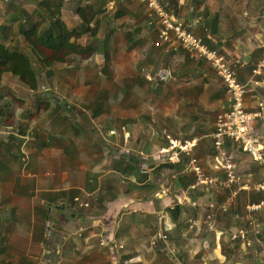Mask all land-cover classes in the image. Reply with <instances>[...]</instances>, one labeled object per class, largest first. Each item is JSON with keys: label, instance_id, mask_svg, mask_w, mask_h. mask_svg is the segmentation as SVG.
Listing matches in <instances>:
<instances>
[{"label": "crops", "instance_id": "0c3cea01", "mask_svg": "<svg viewBox=\"0 0 264 264\" xmlns=\"http://www.w3.org/2000/svg\"><path fill=\"white\" fill-rule=\"evenodd\" d=\"M3 1L8 0H0V8L3 7ZM111 1L104 7L105 14L109 19L106 18L101 22L102 25L107 23L108 29L105 27L106 34L100 40L101 47L103 43L111 41L110 53L102 48L104 55H99L101 61L107 62L109 65L110 79L112 82L114 81L112 92L106 88L110 93V100L113 96H117L114 92L125 91V97L121 99L123 101L113 104L111 112H109V108L106 112L110 113L112 120L117 119L120 120L119 122H125V126L120 129V123L113 124L110 116L108 118L99 116L96 119H90L91 122H87L97 125V132H102L96 133L97 136L87 128L86 134L73 136L70 134L74 140L78 141V144L66 143L63 140L60 145H57L58 147L56 145L50 147L52 143L48 141L46 151L50 154L47 157H45L43 149L36 148L34 150L36 152L32 154L33 158L44 156V161L48 167L50 165V168L57 167L60 163L63 165L59 168V173L63 170L62 179L57 173L52 172L51 177L46 176L48 181L53 183L52 185L42 179H40V183L39 180L37 183L39 185L47 184V188L43 189L45 190L43 194L46 197H53L57 193L55 185H66L64 183L66 177L72 176L74 172L73 160L77 162V170L80 172L84 171L81 165L83 160L88 165V171L92 165L95 168L91 171L100 172L104 168L103 165L97 164L96 160L91 162L87 154L93 153L95 156H100L101 151L107 150L109 154L114 152L113 155H109V159L121 160L123 156L117 157V154H122L125 151L132 155L130 152H137L136 157L141 158L143 164L147 165V172H141V174L148 175L149 181L153 182L155 199L145 197L144 200L138 201L134 200L132 196L123 195L118 201L108 206L104 215L99 214L96 208L91 213H82L81 210L96 200L98 185L94 181V177L84 186L81 184L75 186L73 182L65 191L80 192L83 200L79 201L77 194L73 199L71 197L63 203L58 201L59 197H55L52 207L58 208L60 203L64 208L72 209L69 211L72 216L65 220L62 229L52 230L47 226V229L43 230L44 223L49 222V218H52L53 215L48 217L46 222H44L42 213L37 214L36 212L35 218L30 216L29 220L31 223H36V227L23 233L18 232V253L22 254L18 257V264L21 262L36 264L28 252L30 248L34 247L33 252L36 253L38 246L47 249L45 251L47 258L42 259L47 264H121L122 258L130 255L132 256H130L131 264H226L227 258L230 259L229 261L233 260L230 256L232 252H236L229 245V239L225 232L227 230L228 235L231 234L230 228L227 227L230 223L227 222L224 227L221 225V228L226 229L223 231L216 217L215 230L217 231L213 230L214 237L210 238L211 230L208 232L207 241L200 238L204 231L203 226L207 224V219L212 211L208 209V204L216 195L210 194L207 190L188 191V188L182 187V183L187 180L188 176L183 174L185 179L181 180L180 173L178 174L177 171L178 167L168 162L160 154L162 147L156 149L157 151L153 150L152 145L146 141V135L152 129H156L159 135L163 134L164 140L168 133L175 138L183 136L199 138L201 151L208 143L211 146V135L215 129L216 115L228 105L226 88L206 63L192 60L183 49L174 51L167 44L157 47L155 44L158 40L159 26L157 23H152L149 12L144 6L142 7V4L127 2L123 7H120L118 1L113 8H108ZM174 2V17L178 21L183 23L194 21L196 34L206 44L218 49V52L231 62L241 61L238 76L240 82L246 85L248 90L244 108L250 114L257 113L261 104L264 105V85L262 83L264 75L254 78L252 69L263 54L264 0H174ZM89 3V0H82L83 7ZM130 6H132L131 11H129ZM138 10H142V15L138 16ZM116 13L120 15L118 18L115 17ZM120 32L124 34V38H117V34H121ZM132 32L136 35H127ZM121 49L137 61L139 58L141 66L138 71L147 69L158 76L159 82L162 84L157 93L152 94L147 88L150 85H146L145 82L132 84L134 81L136 83V79H134L138 74L136 70L117 69L119 61L122 60L119 52ZM103 68L106 69V64ZM100 74L102 75V73L95 74L92 79L96 80ZM14 81H18V79L14 78ZM65 82L63 85L69 84V82ZM101 87L104 88L105 83L94 84L86 88L85 91L81 89L74 91L73 97L79 104L78 107L84 109L85 100L90 95L93 97L96 93L97 89L93 90V88ZM138 88H145V92ZM144 93L145 96H143ZM155 99L159 106V113H163V109L165 118L170 115L171 104L175 115L181 116L176 119L173 116L174 128L170 130L171 132L167 130L169 129L167 127L156 126L155 120L150 117V108L148 110L147 107L153 104ZM135 103H137V110L134 107ZM183 113L189 114L191 122L188 119L184 124ZM86 114L89 115L87 112ZM104 123L111 126L110 131L106 132L107 135L105 134L106 130L101 129V124ZM255 130L256 137L264 142V119L255 123ZM133 142L138 144L135 150L131 149ZM108 143L111 146L107 149ZM199 149L198 151L201 152ZM216 160L215 158L212 163ZM239 160L242 163L240 173L249 176L253 171L250 167L253 163L245 155ZM34 163L32 160L29 161L31 171H34L32 175L40 170L39 167H34ZM207 163L212 165L210 162ZM34 177L31 176V179ZM134 179L132 184L136 183ZM80 182L82 183V181ZM128 189V184H125L123 190ZM185 191L190 197V193L194 192L195 199L192 200L196 206H192L189 202H185L183 205L175 202V195H182ZM37 203L38 201H36ZM45 205L50 206L49 204ZM178 207L182 212L181 215L174 212ZM202 207L205 212L201 210ZM147 216L154 218L142 222ZM193 222L197 223L198 227ZM76 223L81 229H72ZM154 225L157 231L156 235L151 234ZM217 225L221 231L216 229ZM32 227L34 226L32 225ZM194 227L197 230H194ZM41 231L43 232L41 233ZM168 231H175L171 241L169 237L163 238ZM218 233L219 237L217 238ZM136 234L137 237H135ZM40 237H43L41 241ZM103 238L108 239L109 247L105 248L101 245ZM224 239L226 244H224ZM243 247L246 249L245 246ZM157 249H162L160 254ZM207 250H212L214 255L209 257ZM45 252L42 254L44 255ZM55 254H59V256H55ZM168 257L174 259L172 263H168V259H166ZM227 264L229 263L227 262Z\"/></svg>", "mask_w": 264, "mask_h": 264}, {"label": "trees", "instance_id": "16d2710c", "mask_svg": "<svg viewBox=\"0 0 264 264\" xmlns=\"http://www.w3.org/2000/svg\"><path fill=\"white\" fill-rule=\"evenodd\" d=\"M78 1L80 3H77V6L74 4L72 7V14L77 17L79 24L72 28L69 27L64 19V0H51L50 2L47 0L3 1V7L0 8V85L9 83V81L7 83L3 82L5 80L11 78V80H14V78L18 79V91L15 92L12 87H7L11 88V90L6 92L8 100L17 106L18 112L17 114L6 113L5 108H2V104L0 103V131L4 133L0 134V141H2L0 160L5 163L8 162L6 164L9 165L4 166V163H0V181L10 182L12 180L10 176L14 177L17 175V171L19 170L13 165V163H16L14 161L16 156L18 157V164L22 169L25 166L26 169H30L29 163L23 161L24 155L22 151L25 146L26 149L35 146L37 149L45 151L48 147V141L52 143L50 147L60 145L63 140L66 143L78 144V141L74 140L72 136L75 134L81 135L78 125L82 122L81 117L86 112L89 113L88 116L91 119H96L99 116L106 118L110 116L113 124L120 121L117 119L112 120L109 113L111 112L112 105L118 101V98L117 96H113L110 100L111 96L106 88H93V90L97 89L96 93L93 97L90 95L85 100L86 102L83 104L84 109L75 105L77 104L75 97H73L75 89H67V96L65 97L63 93H65L66 87L62 84L63 86L60 87L58 92L55 91V93L53 91L51 95L46 93V90L50 88H45L44 85L50 86V81L56 78L59 73L65 76L64 78L69 82L71 72L80 70V66L85 59L92 58L97 54L104 55L103 49L107 52L110 50L111 41L103 43L102 47L100 41L96 42L91 48H87L82 43V40L85 35L93 34L94 28H92V23L97 17L105 13L104 7L111 0H89L90 3L86 7L82 6V0ZM162 1L167 6L169 12L175 13L173 10L175 6L174 0ZM127 2L130 1L120 0V7H123ZM119 16L116 13L115 17L118 18ZM124 32L126 33V31ZM127 35L135 36L136 33L132 32V34ZM104 57L106 58V56ZM105 81L106 77L104 74H100L96 80L93 79L91 86L94 84L99 85ZM150 91L153 94V92L157 93L158 89L155 88L154 91L153 89ZM36 96L37 98L42 96V98L36 99ZM66 98L72 100L71 104L67 103ZM108 108L109 112H106ZM21 120L26 121L27 125H21ZM88 121L91 122L90 119ZM36 122L43 125L41 127L42 130H38L32 136L33 138H28L30 134L34 133V124ZM119 123L120 129H122L125 126V122ZM101 127L102 130L106 131H110L111 128L106 123L101 124ZM118 131L120 132V130ZM53 139L55 140L53 141ZM236 148L237 145L235 143L231 141L225 142V150L232 149L237 159H239L243 156V153ZM109 155L106 150L101 151L100 156H96V163L104 167L102 171L96 173L91 171L95 168V166L91 165L90 171L91 174L94 173L92 176L98 185V192L94 203L89 204L87 208L81 210L82 213H91L96 208L99 214L104 215L108 210V206L118 201L123 195L132 196L134 200L138 201L144 200L145 197L147 199H155L153 182L149 181L148 175L141 174L140 169L143 165L141 158H137L136 155L132 154L129 156L130 158L132 157L131 159L125 157L123 160H114L112 165L108 167V163L105 165L104 160H108ZM87 157H90V155L87 154ZM22 162H25V166L21 165ZM176 167H178L177 171L178 174L180 173L179 175L184 174L188 176L185 181L184 176H180V179L184 181L182 187L187 189L189 186L195 184L196 178L192 173L188 172L187 164H179ZM250 167L253 170L251 172L255 173L259 180L264 179V168L261 165L258 166L253 163ZM133 178L136 180L135 184H132ZM125 184L129 186V189L126 191L123 190ZM190 194L192 199H195L194 192ZM229 195L230 192L225 191L218 193L216 197L211 199V202L214 201L216 207L213 208L211 214L215 213L217 216L220 228L221 225L224 227L229 222L230 225H227V227L230 228L231 233L238 229L252 230L249 224L253 222L257 226L259 233L254 234L252 238L253 245L250 248H246V250L249 251V264H261L264 261V210L254 214L251 219L246 220L245 207L248 202H259L262 196L260 194L242 192L238 195L237 205L233 209H230L229 212H225L218 207ZM2 211L0 209V264H12L11 257L10 259L3 258V255L6 258L9 257V244L5 242L2 231L10 232L11 230L9 225L3 220V217L1 220V216L4 214ZM174 212L178 215L182 213L180 207L175 208ZM42 215V217L46 216L43 213ZM149 218L154 217L147 216L142 222H146ZM44 229H47L46 223H44ZM221 230L224 231L226 229L221 228ZM152 231L151 234L156 235L155 225ZM225 232L229 239V245L234 248V251L237 248L245 246L242 241L233 242L231 234L228 235L227 230ZM173 235H175V231H168L166 237H169L171 241ZM211 237H214V234ZM157 250L159 251L158 254H160V250L162 249ZM55 256H59V254H55ZM130 256L122 258L121 264H131L130 259L132 256ZM166 259H168V263H172V260H174L170 257Z\"/></svg>", "mask_w": 264, "mask_h": 264}, {"label": "built area", "instance_id": "2783aa9c", "mask_svg": "<svg viewBox=\"0 0 264 264\" xmlns=\"http://www.w3.org/2000/svg\"><path fill=\"white\" fill-rule=\"evenodd\" d=\"M118 1L120 0H112L108 8H113ZM129 1L142 4L149 12L152 23H157L159 26L158 40L155 44L157 47L167 44L174 51L183 49L192 60L206 63L221 79L228 94V105L216 115L215 129L211 135V150L217 159L212 165L208 164L205 159L196 156L201 141L197 137L175 138L166 133L165 143L160 150V154L173 165L187 164L188 172L196 178L195 184L189 186L188 191L207 190L210 194L215 195L229 191L230 195L218 207L225 212H229L237 205L240 193L260 194L262 198L259 202H248L245 207V219H251L254 214L264 210V179L259 180L255 173H251L249 176L242 175L240 173L242 166L240 160L237 159L232 149L225 150V142L231 141L237 145L239 151L251 163L261 165L264 168V142L256 137L255 130V123L264 119V105L261 104L259 111L254 114L245 111L244 102L248 90L247 86L240 82L238 76L241 61L231 62L220 54L218 49L206 44L196 34L194 30L195 22L183 23L178 21L174 17L175 14L168 11L162 0ZM262 23L264 25V19ZM262 48V58L255 63L252 69L254 78L264 75V43ZM141 73V76L151 83L159 81L158 76L147 69H143ZM262 83L264 85V81ZM140 171L146 173L147 165L143 164ZM174 198L179 205L189 202L192 206H196V203L193 202L186 191L182 195H175ZM213 208H216L214 201L208 204L209 210L213 211ZM216 217L215 213L208 217L207 227L200 235V238L204 241L208 239V232L214 230ZM194 225L198 227L197 223H194ZM249 226L252 230H235L231 234V240L234 242L242 241L246 248L252 247V238L259 231L253 222ZM163 238L167 239L166 236H163ZM109 244L107 238L102 239L101 245L103 247H109Z\"/></svg>", "mask_w": 264, "mask_h": 264}, {"label": "rangeland", "instance_id": "374dc122", "mask_svg": "<svg viewBox=\"0 0 264 264\" xmlns=\"http://www.w3.org/2000/svg\"><path fill=\"white\" fill-rule=\"evenodd\" d=\"M47 1L50 2L51 0H47ZM77 3H78V0H64V3H63L64 4V8H63L64 19L66 20V22L68 23L70 28H72L73 26H77L79 24L77 17H75L72 14V12H73L72 7L74 6V4L77 6ZM142 7H143V5H142ZM131 10H132V6L129 7V11H131ZM137 14H138V16L142 15V10H138ZM106 18H108V17L105 13H103L101 16L97 17L94 20V22L92 23V28H94L93 29L94 31H92L93 34L92 35L88 34V35H85L83 37L82 43L87 48H91L96 42H100L101 38H103L105 36L107 23H105V25H102L101 20H104ZM111 19H113V18H111ZM114 21H116V20H114ZM120 33L121 34H117V38H124V34L122 32H120ZM121 47H122V44H121ZM119 52H120V57L122 58V60L119 61L118 65H117V69H122V70L125 69V70H130V71L136 70V73H138V74H136V77L134 78V79H136V83L134 81V83H132L133 85L138 84V83L140 84V82H143V83L145 82L146 85H150L147 87L149 90L153 89V91H154L155 88L159 90L162 83L160 84L159 81L157 83L156 82L151 83L141 76L142 73L140 71H138V68L141 66L139 58L137 61L136 59L132 58L131 56H128L122 49L119 50ZM104 64H106V69L103 68ZM109 70H110L109 65L107 64V62L103 63V61H101L99 54L95 55L94 58H92V59H90V58L85 59L83 64L80 66V70H77L76 72H71V74H70L71 76L69 77V84L65 85L66 89H65V93H63V96H65V97L67 96V89H71V90L75 89V91H79L81 89V90L85 91L86 88H89V86L92 85V82H93L92 78L97 73L98 74L99 73L104 74V76L106 77V81L104 82L105 83L104 88H109V90L111 91L112 84L114 81L112 82V79H110L111 74H110ZM64 77L65 76H63L62 74L59 73L56 78H53V80L50 81V86H48L47 84H46V86L44 85L45 88H47V87L50 88V89L46 90V93L51 95V93H53V91L58 92L60 87L63 86L62 85L63 82H65V81L68 82L67 79H65ZM11 79L3 81L5 83H7V81H9L8 84H1L0 85L1 86V88H0V103L2 104L1 105L2 108H5L6 113L17 114V112H18L17 107L15 106V104L10 103L11 101L8 100V96L6 95V92L11 90V88H7V87H12L13 91H15V92L18 91V85H17L18 81H14ZM138 89H141L142 92H145V88H138ZM114 94L117 95V98H118V101L116 102L117 104H118V102L123 101L121 99L125 97V91H123L122 93L114 92ZM153 94H154V92H153ZM23 96H24V94H23ZM37 96H38V94H37ZM37 96H36V99L42 98V96L38 97V98H37ZM143 96H145V93ZM65 100L67 101V103L71 102L70 101L71 99L69 100L68 98H66ZM139 103H141V100H139ZM75 105H79V104H75ZM136 106H137V103H135V105H134V107L137 110ZM70 107H71V105H70ZM147 108H148V110L150 108V117H151V119L155 120L154 124L156 126L161 125L162 127H167V128H169V129H167L169 131L174 128L173 116L175 119L177 117H181L180 115L179 116L175 115V113L173 111V105L171 104V106H170V115L171 116L169 115L168 117L165 118L163 109H162L163 113H161V112L159 113V106H158V103L156 104V99L154 100L153 104H150V106ZM182 116L184 118V124L187 123L188 119L191 122V118H190L189 114L183 113ZM82 117L83 118L81 119V121H83V122L80 125H78L79 129L81 130V134H86L87 128L89 130H92V134H94L95 136H97L96 133H102V132H97L98 127L96 124L91 123V125H90V123H87L88 120L91 119L87 114H85ZM90 121H92V120H90ZM20 122H21V125H25V124L27 125L26 121L21 120ZM42 126H43L42 124H39L38 122H36L34 124V130H33L34 133L30 134L28 136V138H33L32 136H34L38 130H42L41 129ZM157 130H158V127H157ZM106 132L107 131H105V134L107 135L108 133H106ZM0 134H4V133L2 131H0ZM94 135H92V136H94ZM146 141L148 142V144L152 145L153 150H156V149L162 147V145L165 143L163 134H162V136L159 135L157 133L156 129H152V131L146 135ZM152 141H154V142H152ZM1 142L2 141H0V147H1ZM139 144H140V141H139ZM137 145L138 144H136V142L135 143L133 142V144H132L133 147H131V149L135 150ZM110 146H111V144L108 143L107 149ZM211 147H212V145L210 146V143H208V145L204 148V150L201 151L199 149L201 152L198 151L196 153V155L198 157L205 159L206 162L212 163V161L216 158V155L211 150ZM35 149H36L35 146L28 147V149H26V146H25L23 148V151H22V154L24 156L23 155L22 156H23V161H26L29 163V161L32 160V162H35L33 164L34 167H39L40 170H37L36 174L32 175V173H34V171H31L32 169L29 165L28 166L30 169H26L25 162H22V164H21L22 166H25L24 169H22L21 166L18 164V157L16 156V158L14 159V161L16 163H13V165L16 168H18V170H19V171H17V175L14 177L10 176V179H12V180H10V182L0 181V209H2L3 210L2 212L4 213L3 216H1V220L3 217V220H5V222L9 225L10 230H11L10 232L2 231V233L4 234V237H5V242H8V244H9V257L6 258V256L3 255V258L10 259V257H11L12 264H18V257H19V255H22V254L18 253V232L23 233L28 229L30 230L31 228L36 227V223H34V222L31 223V221L29 220L30 216H34V218H35L34 214L36 212H37V214L43 213L46 215L44 217V222H45V221H47V216L51 217L53 215L52 218H49L50 219L49 222H46L48 229L49 228L52 230L53 229L54 230L55 229H62L64 227L65 220L72 216L71 213L69 212L70 210L72 211V209L64 208L63 205H61L60 203L58 204V208L52 207V205H54L53 203H54L55 197H59L60 199L58 201H61L63 203V201L69 200V199H71V197L73 199V197H75V195L77 194V196H79V201L80 200L82 201L83 196H81L80 192H76L74 190L65 191V189L69 185H71V183H73V182H74L75 186H78L79 184L84 186L86 184V182L88 183V181L93 177L91 174V171H88V169H87L88 165L86 164L85 160H83L81 163V165L84 168L83 172H80L77 170V167H78L77 162L73 160L72 161V163H73L72 168L74 167V172H73L71 177H69V176L66 177L67 178L66 182H64L66 185L56 184L55 185V188L57 189L56 190L57 193L55 194L56 196L53 195V197H46V195L43 194V191H45L43 189L47 188V184H44V185L40 184L39 185L37 183V181L39 180V183H40V181H41L40 179H42L43 181L45 180L44 182L52 185L53 183L49 182L47 177H46V176L51 177L52 172L57 173L60 176V178L62 179L61 175L63 173V170L59 173V170H60L59 168L63 165H62V163H60L57 167L54 166V167L50 168V165L48 167L46 162L44 161V156L36 157V158L32 157V154H34L36 152V151H34ZM115 149H117V148H115ZM153 152H155V151H153ZM136 153L130 152V154H133V155H137ZM49 154L50 153L48 151H46V149H45V157L49 156ZM113 154H114V152L111 153L110 155H113ZM17 155H19V154H17ZM89 155H90L91 162L96 160V156L93 153H91ZM119 156H123L121 158V160H123L126 156H131V155H129V153H126L124 151V153H122V154H117V157H119ZM127 158H130V157H127ZM113 161H114V159H109V161L107 159H105L104 164L106 165L108 163V167H110L112 165ZM0 163H4V166H9L6 164L8 162L5 163V162H2L0 160ZM73 175H74V177H73ZM182 175H179V176H182ZM31 176L32 177L36 176V177L31 179ZM95 177H97V176H95ZM64 180H65V178H64ZM80 181H82V183ZM42 197H45V198L42 200L39 199ZM89 200L91 201L90 198H89ZM36 201H38L37 204H36ZM45 204H49L50 206H46ZM70 204H72V202H70ZM77 205H80V203H77ZM64 209H66V210L63 211ZM201 210L205 212L204 207H202ZM61 213H64L66 216L61 214ZM32 225L34 227H32ZM205 226L207 227V224L206 225L204 224L203 230L206 229ZM72 229H81V228L79 227L78 223H76ZM217 229H218V231H221V230H219L218 225H217ZM194 230H197V228L194 227ZM215 231H217V230H215ZM42 232L43 231H41V233ZM213 232L214 231H212V234H213ZM135 237H137V234L135 235ZM218 237H219V233L217 234V238ZM210 238L212 239L211 236H210ZM42 239H43V237H40V241ZM224 244H226L225 239H224ZM37 248H36L37 249L36 253L33 252L35 249L34 247L30 248L29 252H28L29 256L32 257L31 259H33V261H36L35 262L36 264H47V263H45L46 261L42 260L43 258H47L46 252H45V251H47V249L45 247H44V249H42L41 246H38ZM235 251L236 252L235 253L232 252V254L230 256L233 260L229 261L230 259L227 258L226 264H227V262L229 264H249V261H250L249 260L250 258L248 256L249 251H247L244 247L237 248ZM43 252H45L44 255L42 254ZM208 253H209V257H212L214 255L212 250L208 251ZM20 264H23V263L21 262ZM261 264H264V261H262Z\"/></svg>", "mask_w": 264, "mask_h": 264}, {"label": "water", "instance_id": "95a60500", "mask_svg": "<svg viewBox=\"0 0 264 264\" xmlns=\"http://www.w3.org/2000/svg\"><path fill=\"white\" fill-rule=\"evenodd\" d=\"M45 86H46V84H45ZM76 118V117H75Z\"/></svg>", "mask_w": 264, "mask_h": 264}, {"label": "clouds", "instance_id": "9594fccd", "mask_svg": "<svg viewBox=\"0 0 264 264\" xmlns=\"http://www.w3.org/2000/svg\"><path fill=\"white\" fill-rule=\"evenodd\" d=\"M262 263V262H261Z\"/></svg>", "mask_w": 264, "mask_h": 264}]
</instances>
